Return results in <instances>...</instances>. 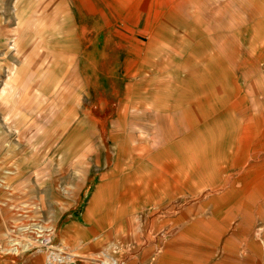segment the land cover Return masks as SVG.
<instances>
[{
  "label": "rangeland",
  "instance_id": "1",
  "mask_svg": "<svg viewBox=\"0 0 264 264\" xmlns=\"http://www.w3.org/2000/svg\"><path fill=\"white\" fill-rule=\"evenodd\" d=\"M90 1L106 11L86 1L0 0V264H264V201H212L198 172L186 183L189 130L168 128L218 82L200 62L206 52L192 48L197 30L158 26L151 68L128 71L129 54L144 61L129 49L147 39L145 10L129 19L122 0ZM250 93L262 98L255 85ZM217 136L209 135L220 152ZM117 161L134 182L153 168L155 186L95 212L96 188ZM161 173L168 181L158 182ZM45 224L55 236L29 235Z\"/></svg>",
  "mask_w": 264,
  "mask_h": 264
},
{
  "label": "bare ground",
  "instance_id": "2",
  "mask_svg": "<svg viewBox=\"0 0 264 264\" xmlns=\"http://www.w3.org/2000/svg\"><path fill=\"white\" fill-rule=\"evenodd\" d=\"M76 1L79 6L86 1L88 6L106 11L105 5L102 7L100 2L95 4L90 0ZM122 2L125 7H122V10L130 11L129 19H133L139 9L145 10L146 15L144 28L140 34H144L147 39H143L145 43L136 42L133 45L139 50L132 47L129 49L144 61L140 63H136V59L130 61L128 58L130 52H127L128 71L151 68L144 63L146 56L153 49L152 44L157 37L158 26L168 22L169 32L193 24V28L197 30L196 39L199 41H195L192 48L206 52V56L200 62L204 65L205 73L212 77L210 79L218 80L217 83L209 80L210 84L204 89L203 87L199 89L207 93L202 92L200 95L199 92L193 95L192 101L196 104H187L185 118L181 122H168V128L172 131L180 129L190 131L183 136L181 145V149L185 148L183 156L188 168L186 183L191 182L192 175L198 172L211 183L199 187L202 191L211 190L210 193H204H207V196H214L212 201H264V191H259L264 185V66H261L264 60V0H122ZM126 28L132 30L131 26ZM142 49L143 52L140 51ZM198 62L199 60H196V63ZM170 64L171 61L168 60V67ZM236 75H239L238 79ZM240 77L244 79L241 85ZM223 79L229 80L231 90L227 89ZM243 84H246L245 87ZM254 85L259 89L262 98L254 97L250 93ZM221 93L223 96L216 100ZM192 118H196L195 123H192ZM222 118L225 121L222 122ZM98 126L101 133L106 134L104 125ZM214 132L220 138V152L214 150L216 141L212 138L216 140V137H209ZM138 157L143 158L142 155ZM144 160L146 166H151L150 155L145 156ZM85 163L88 165V160ZM123 171V165L117 161L108 170L107 175L103 174L91 200L95 212L105 213L113 206L135 199L138 193L151 192L155 186L153 168L136 182ZM158 179L160 183L168 181L162 173ZM192 186L195 187L196 183L194 182ZM84 218L86 219L85 216ZM56 230L54 224L34 225L29 227V235L31 236L34 231L39 237H45L54 235ZM30 240V246L36 245L32 239ZM11 253L18 254V248L13 247ZM57 259L53 257L52 264L54 261H61ZM100 262L109 264L104 260Z\"/></svg>",
  "mask_w": 264,
  "mask_h": 264
}]
</instances>
